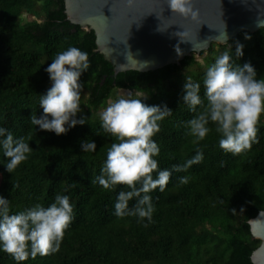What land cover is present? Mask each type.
<instances>
[{
    "label": "trees",
    "instance_id": "16d2710c",
    "mask_svg": "<svg viewBox=\"0 0 264 264\" xmlns=\"http://www.w3.org/2000/svg\"><path fill=\"white\" fill-rule=\"evenodd\" d=\"M25 14L34 18L26 20ZM237 44L243 45L239 58ZM216 45L221 51L205 66L192 53L180 64L114 76L113 65L96 51L95 32L67 20L65 0H0V126L25 137L33 149L13 174L5 170L2 163L7 158L0 152V196L10 200L14 213L37 203L47 207L57 194L68 195L74 204L75 218L59 251L21 264H253L251 255L261 240L253 238L249 220L264 210V115L259 143L233 155L219 147L221 137L211 122L212 130L202 141L195 142L187 133L185 122L196 113L189 111L182 95L190 77L201 84L204 98L206 70L225 51L235 63H251L257 77H264V27L256 33L242 32L227 44L213 43L200 56L214 53ZM68 47L88 53L90 65L81 77L82 112L77 118L89 119L56 135L39 130L29 117L42 114L40 95L51 87L45 69L57 52ZM198 65V70L182 73ZM115 89L141 92L145 103L166 104L173 110L153 137L160 148L158 170L183 164L197 150L204 154L203 161L186 172H173L163 192L149 193L155 206L151 222L114 215L116 196L125 185L106 190L92 183L116 142L103 132L99 118ZM87 139L95 141L96 152L82 151L80 141ZM181 176H188V183L180 184ZM134 203L130 201V206ZM0 264L16 261L0 251Z\"/></svg>",
    "mask_w": 264,
    "mask_h": 264
},
{
    "label": "clouds",
    "instance_id": "9594fccd",
    "mask_svg": "<svg viewBox=\"0 0 264 264\" xmlns=\"http://www.w3.org/2000/svg\"><path fill=\"white\" fill-rule=\"evenodd\" d=\"M134 0H128L131 5ZM168 8L192 20L197 19L199 10L195 0H167ZM262 27V24H260ZM226 27V26H225ZM180 42L189 33H175ZM224 36L227 38L226 31ZM250 39V36L245 37ZM177 55H182L180 44L174 46ZM243 45L237 44L235 55L243 56ZM88 53L78 47H68L57 52L45 71L49 74L51 87L40 95L42 114L29 117L32 125L39 130L66 134L77 125L88 123L82 112L81 93L84 84L82 75L89 69ZM204 98L201 84L190 77L183 84V103L189 111L196 113L185 122L189 135L195 142L202 141L212 130L220 134L219 147L233 155L251 149L259 143L258 132L261 116L264 115V77H257V70L251 63L237 64L229 52L215 59L203 78ZM145 97H136L132 92L118 95L109 100L99 113L101 128L115 139L108 148L100 175L93 184L106 190L125 185L116 196L114 215L136 217L138 222H151L155 206L152 191L165 190L173 172H186L192 165L203 161L204 154H196L183 164H174L171 169L158 170L160 148L153 137L161 131L160 122L172 115L173 110L165 105H149ZM206 101V103H205ZM197 106L201 110L197 111ZM97 134H100L97 132ZM83 152H96L94 140H81ZM32 147L25 137H16L6 127L0 126V152L7 158L2 164L9 173L29 158ZM156 173L154 176L153 173ZM188 176L179 177L180 184L188 183ZM19 187V185H14ZM135 201L130 206V201ZM232 214H237L233 208ZM244 211L240 209L239 213ZM262 215V212L260 213ZM74 204L68 195L57 194L47 207L35 204L23 211L12 212L10 200L0 196V251L10 254L16 264L59 251L65 231L74 220ZM147 224H145V227Z\"/></svg>",
    "mask_w": 264,
    "mask_h": 264
},
{
    "label": "water",
    "instance_id": "95a60500",
    "mask_svg": "<svg viewBox=\"0 0 264 264\" xmlns=\"http://www.w3.org/2000/svg\"><path fill=\"white\" fill-rule=\"evenodd\" d=\"M195 6V20L173 14L167 0H134L131 5L128 0H65V13L72 24L95 32L96 51L113 65L114 76L180 64L213 43L227 44L242 32L264 27V0H195ZM184 30L188 41L181 43L175 33ZM178 43L179 56L174 48ZM249 225L253 238L261 240L251 260L264 264V210Z\"/></svg>",
    "mask_w": 264,
    "mask_h": 264
},
{
    "label": "rangeland",
    "instance_id": "374dc122",
    "mask_svg": "<svg viewBox=\"0 0 264 264\" xmlns=\"http://www.w3.org/2000/svg\"><path fill=\"white\" fill-rule=\"evenodd\" d=\"M24 16H25L26 20H32L34 18L32 15H28V14H25ZM215 49H216V51L214 53L208 54V52H207L204 56L197 55L199 65H203V66L208 65V62L212 61L217 56L218 51H221L220 46H218V45L215 46ZM199 65L190 67L188 69H183L182 73L185 74L186 72H189V71H196L200 67ZM129 92H132V91L131 90H123V89H115L113 91V94H112V97L110 98V100L116 99L118 95L126 96ZM132 93L134 94V96L145 97V94H143L141 92H132ZM87 94H88V92L85 91V96H87ZM102 110H103V108L100 109V112Z\"/></svg>",
    "mask_w": 264,
    "mask_h": 264
}]
</instances>
